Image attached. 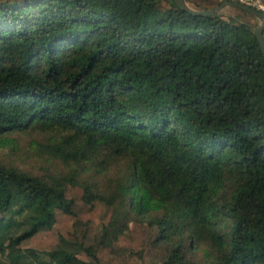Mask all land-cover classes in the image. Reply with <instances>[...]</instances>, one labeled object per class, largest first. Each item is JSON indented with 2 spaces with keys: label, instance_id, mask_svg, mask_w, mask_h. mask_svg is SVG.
Returning a JSON list of instances; mask_svg holds the SVG:
<instances>
[{
  "label": "trees",
  "instance_id": "1",
  "mask_svg": "<svg viewBox=\"0 0 264 264\" xmlns=\"http://www.w3.org/2000/svg\"><path fill=\"white\" fill-rule=\"evenodd\" d=\"M54 128L69 133L45 145L53 157L104 148L129 169L105 193L0 163V210L39 206L24 229L0 220V264H194L201 244L209 264H264V56L239 16L0 0V146Z\"/></svg>",
  "mask_w": 264,
  "mask_h": 264
},
{
  "label": "rangeland",
  "instance_id": "2",
  "mask_svg": "<svg viewBox=\"0 0 264 264\" xmlns=\"http://www.w3.org/2000/svg\"><path fill=\"white\" fill-rule=\"evenodd\" d=\"M220 13L227 16H239L253 28L260 22L255 16L244 15L239 8L229 5L224 6ZM67 133L69 132L61 131L58 128L47 129L44 132L25 130L20 133H13L8 136L12 139V142L3 145V147L0 146V163L14 166L22 172L41 178L56 177L64 179L67 176H74L79 181L88 183L96 190L105 193L113 190L115 179L120 178L129 169L127 161L111 156L110 152L104 148L99 151L101 153L100 157L95 156L89 162L87 160L80 163L65 162L53 157L45 145L59 143L62 140L60 138L63 135H67ZM27 202L23 198H18L8 210H0V220L7 222L10 219V221L20 225V228H26L29 221L28 215L31 214L33 216L35 212L39 213V206L34 203L20 212L22 209L21 204ZM136 215V213H131L130 218H126V222L131 223L137 218ZM16 230L13 229L12 231ZM210 252V248L201 244L198 247H192L187 250L185 257L194 264H209L211 261ZM79 257L84 260V253H80Z\"/></svg>",
  "mask_w": 264,
  "mask_h": 264
},
{
  "label": "water",
  "instance_id": "3",
  "mask_svg": "<svg viewBox=\"0 0 264 264\" xmlns=\"http://www.w3.org/2000/svg\"><path fill=\"white\" fill-rule=\"evenodd\" d=\"M175 2L185 11L190 12L195 15H212V16H218L220 14V10L226 6L229 5L231 7H237L239 9H242L244 11L249 12L253 16H255L257 19H259V24L253 28V33L255 37L257 38L260 46V50L262 55L264 56V37L262 30L264 28V13L247 5H244L242 3H239L234 0H226L222 2L220 5L214 7L213 9H195L191 7L185 0H175Z\"/></svg>",
  "mask_w": 264,
  "mask_h": 264
},
{
  "label": "built area",
  "instance_id": "4",
  "mask_svg": "<svg viewBox=\"0 0 264 264\" xmlns=\"http://www.w3.org/2000/svg\"><path fill=\"white\" fill-rule=\"evenodd\" d=\"M244 5L253 7L259 11H264V3L261 0H234Z\"/></svg>",
  "mask_w": 264,
  "mask_h": 264
}]
</instances>
